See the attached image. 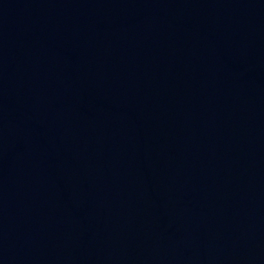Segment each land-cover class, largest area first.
<instances>
[{"label":"water","instance_id":"water-1","mask_svg":"<svg viewBox=\"0 0 264 264\" xmlns=\"http://www.w3.org/2000/svg\"><path fill=\"white\" fill-rule=\"evenodd\" d=\"M0 264H264V0H0Z\"/></svg>","mask_w":264,"mask_h":264}]
</instances>
